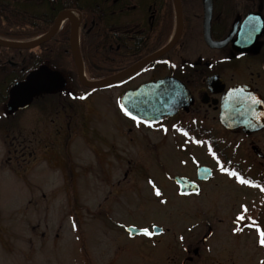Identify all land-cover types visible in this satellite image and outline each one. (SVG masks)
Returning a JSON list of instances; mask_svg holds the SVG:
<instances>
[{"label": "flooded vegetation", "instance_id": "1", "mask_svg": "<svg viewBox=\"0 0 264 264\" xmlns=\"http://www.w3.org/2000/svg\"><path fill=\"white\" fill-rule=\"evenodd\" d=\"M0 38L34 43L0 47V137L16 176L59 147L104 181L124 167L111 186L124 205H82L60 264H264V0H0ZM28 73L47 90L12 111L9 88ZM163 81L170 99L147 114L136 92ZM134 144L158 148L156 161L118 154ZM132 193L177 205L128 206Z\"/></svg>", "mask_w": 264, "mask_h": 264}, {"label": "rangeland", "instance_id": "2", "mask_svg": "<svg viewBox=\"0 0 264 264\" xmlns=\"http://www.w3.org/2000/svg\"><path fill=\"white\" fill-rule=\"evenodd\" d=\"M4 147V137H0V264H60L76 251L75 234L81 221L78 210L82 204L107 206L116 201L114 205H124L111 188L121 178L123 166H116L115 180L104 181L103 177L87 172L95 167L89 156H81L75 148L59 147L60 151H53L52 160L36 161L32 176L27 169L22 170V175L27 172L22 178L15 174L18 165L14 161L5 163V159L13 155ZM157 149L154 152L134 144L128 151L118 150V154L142 159L147 164L156 161ZM57 156H62L63 161L57 162ZM107 166L108 162L102 161V169ZM148 171L151 173L150 168ZM159 172L154 171L155 182L162 179ZM135 175L128 180L135 179ZM147 190L152 188L147 187ZM128 203V206L146 207L177 205L172 194L141 199L132 193ZM89 218L90 215H85V222H89Z\"/></svg>", "mask_w": 264, "mask_h": 264}, {"label": "water", "instance_id": "3", "mask_svg": "<svg viewBox=\"0 0 264 264\" xmlns=\"http://www.w3.org/2000/svg\"><path fill=\"white\" fill-rule=\"evenodd\" d=\"M209 2V0H208ZM210 6V3H209ZM0 46L10 47V48H19V47H31L33 46V43L24 45L19 44L15 42H8V41H2L0 40ZM34 74L29 73L26 77V80L21 83H17L13 85L9 90V100L7 103V106L12 110L22 109L29 105L31 102L33 96L37 93L43 92L47 90L46 87L41 86L39 83H34L32 81V77ZM111 83V79H106L100 82H89L86 83L89 87H105ZM164 81L161 82L160 85L156 86H148L140 88L136 94L142 95V100L144 103L151 105L152 107L147 111V114H158L159 112L163 111L160 108H157V105L161 103L162 101H166L170 99L167 97V94H160L158 93V89L160 87H164L163 85ZM147 119H153L156 118H147ZM175 181L180 183L182 186L188 183V180L185 178H175Z\"/></svg>", "mask_w": 264, "mask_h": 264}, {"label": "snow or ice", "instance_id": "4", "mask_svg": "<svg viewBox=\"0 0 264 264\" xmlns=\"http://www.w3.org/2000/svg\"><path fill=\"white\" fill-rule=\"evenodd\" d=\"M156 194H157V195L160 194L158 190H157ZM241 218H242V217H241ZM142 231H143L145 234H149L147 229H142ZM261 236H262V239H261L260 242H261L262 244H264V233H261Z\"/></svg>", "mask_w": 264, "mask_h": 264}, {"label": "trees", "instance_id": "5", "mask_svg": "<svg viewBox=\"0 0 264 264\" xmlns=\"http://www.w3.org/2000/svg\"><path fill=\"white\" fill-rule=\"evenodd\" d=\"M11 39H12V38H11ZM4 88H5V87H3V86H0V89H2V90H3Z\"/></svg>", "mask_w": 264, "mask_h": 264}]
</instances>
